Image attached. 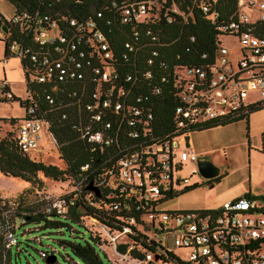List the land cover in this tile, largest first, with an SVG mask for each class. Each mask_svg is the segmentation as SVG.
Masks as SVG:
<instances>
[{
  "label": "built area",
  "instance_id": "built-area-1",
  "mask_svg": "<svg viewBox=\"0 0 264 264\" xmlns=\"http://www.w3.org/2000/svg\"><path fill=\"white\" fill-rule=\"evenodd\" d=\"M214 1L198 0L183 10L167 4V0H111V12L97 9L94 3L93 13L85 17L39 7H14L10 16L0 13L3 60L9 56L26 59L23 66L26 96L30 95L27 79L46 87L42 94L48 108H39L38 102L28 104L15 123V140L22 151L37 152L42 127L53 138L49 131L52 113L67 120L90 143L91 149L96 150L112 141L107 133L112 122L103 120L110 114H118L121 120L127 119L142 130H151L158 97L163 91L160 82H165L175 102L171 126L179 133L150 144L139 143L138 148L126 151L105 171L107 179L103 175L97 181L98 185L109 188L106 196L114 198L95 205L106 211L128 212L126 218L119 217L129 224H136V214H139L140 228L149 234L147 240L152 238L157 243L152 250L140 248L143 255L130 253L133 244L125 251L120 250L117 236L131 232L124 226L122 231L110 235L107 247L114 253L110 264H264V213L256 198L245 194L228 198L215 209L161 207L169 194L191 181L189 177L175 178L174 175L182 167L181 160H175L181 143L184 144L182 158L198 159L187 142L186 132L209 122L241 116L248 112L249 106L264 102V33L259 31L264 23V0H236L227 22L218 28L226 37H236L237 42L218 43L213 55L202 51L201 63L167 61L162 56L167 43L159 41L153 29L158 20L170 23L171 12L188 20L196 8L211 20L215 19L218 11L213 8ZM56 2L50 0L48 5L54 6ZM116 13L120 15L117 18ZM116 20L129 22L133 36L143 35L149 41H123L115 55L111 37L123 36L114 32ZM137 23H143L144 34L138 31ZM194 39L191 35L190 40ZM145 46L147 54L143 60L139 54ZM75 78L81 81L80 94L85 92L86 100L74 98L78 94L75 86L71 92L66 90ZM7 86L6 80H0V98L10 96ZM64 92L67 100L62 98ZM80 101L81 106L68 107ZM130 134L135 136L138 131ZM87 168L88 163L81 165L82 170ZM84 179L76 181L75 187L80 188ZM181 183L183 186H177ZM68 203L73 200L63 197L42 202L39 208L64 212ZM25 211L19 209L15 199L0 195V264H13L12 250L19 243L17 229L26 219ZM101 248L106 250L103 245ZM176 249L185 250V254ZM40 254L47 255L45 251Z\"/></svg>",
  "mask_w": 264,
  "mask_h": 264
},
{
  "label": "trees",
  "instance_id": "trees-1",
  "mask_svg": "<svg viewBox=\"0 0 264 264\" xmlns=\"http://www.w3.org/2000/svg\"><path fill=\"white\" fill-rule=\"evenodd\" d=\"M12 7L18 8H42V9H55L60 13L70 12L72 15L77 17L90 16L93 13V4H96L97 9H102L104 12H111L109 7H112L111 0H58L53 6L48 5L50 0H9ZM198 0H167V4H175L178 8L183 10H188L187 7H192ZM107 6V7H106ZM236 6V0H216L213 2V8L218 11V17L215 19H210L207 14L201 11L199 8L193 10V17H189L188 20H183V17L177 12H171L172 21L170 23L165 20L159 19L157 24L153 27L158 34L159 41L166 42L162 49V56L164 59L174 61H184L186 64H198L201 63L202 59L200 53L202 51H208L210 55H213V50L216 45L221 42H225L226 33L219 30V26L226 23L229 16L233 12ZM1 13V12H0ZM55 13L54 11L52 12ZM119 13H116V18L119 17ZM162 17V15H160ZM138 31L140 34H144L143 23L138 24ZM124 31L126 34H123ZM259 31L264 33V23L259 27ZM114 32L122 34L123 36H112L113 49L115 55H118L121 44L126 40H136L138 43H143L149 41V38H144L143 35L133 36L129 31V22L120 23L119 20L115 21ZM194 35L195 39L190 40V36ZM138 37V38H137ZM2 40V38H0ZM7 41V40H6ZM158 40H152L151 42H157ZM162 47V46H161ZM147 47L143 48V52L139 54L140 59H145ZM6 52V51H5ZM6 54V53H5ZM161 57V56H160ZM26 59H21L22 66H25ZM165 82H160L163 87L162 94L158 97V107L153 123L151 124V130H142L137 124H130L127 119L121 120L120 115L110 114L105 116L103 120H110L112 122V128L107 130V133L111 135L112 141L108 145L98 146L96 150H92L90 143L83 137L80 136L79 132L72 129L69 123L65 119L57 118V115H52L50 132L54 138V143L57 145L60 152V157L65 162V167H59L56 164L46 163L43 160L37 159L34 152H24L22 151L16 143L15 140V123L18 119L17 117H0V120L8 121L11 126L3 136L0 137V172L4 175H12L28 181L31 183L41 182L38 173L41 172L45 177H50L54 180H66L67 178H72L74 188L63 195V197L68 201L73 200V203H68L67 209L64 212H56L53 209L51 212L42 211L39 207L41 206V201L28 200V193L22 191L20 195L12 198L18 202L19 209H25L24 217L26 218L24 222L20 224L29 222H43V227H53L57 231H61L64 228L70 231H77L73 227V223L84 227L89 231L88 238H81L73 241L59 240V243H68L71 247L73 254H75L83 264H104L100 256L99 251L96 246L101 248V245L105 243V239L110 240V235H115L116 231H122L124 226H128L131 232L122 233L126 237H130L134 241V247L130 249V253L134 255H143V250H152L155 248L156 241L151 238L147 240L149 234L145 233L139 225V214H136V224H129L126 219L120 218L119 215L126 218L129 213L120 210H104L95 205L96 202L103 200H110L114 197H107L109 193V188L107 186L98 185L99 179L106 175V170L113 165L117 159L126 153L128 150H133L138 148V144H150L155 140L161 138L172 137L178 134L172 130L171 124V109L175 103L173 99L169 96L168 88L164 85ZM78 89V94L74 98L82 100L87 99V94L84 92L81 96V81L77 78L71 79L70 84L67 85L66 90L72 91L73 87ZM26 88L30 95L22 98L19 95H15L11 92L9 86L7 89L11 92L10 96L1 97L2 101H19V104L23 109L33 102L39 103V108H48L45 106L46 103L43 100L42 91L46 88L43 84L37 82L26 81ZM136 91V88H133ZM167 93V95H165ZM32 99H30V97ZM66 92L63 93L62 98H65ZM73 98V97H72ZM73 98V99H74ZM75 100V99H74ZM69 101V99H68ZM42 102V103H41ZM66 102V101H65ZM61 102L63 107H66V103ZM264 102L260 104H255L249 106L248 112L241 116L235 118H225L221 122H209L202 126H196L190 128L185 137L195 130H202L217 125H225L227 123L237 121L239 119L245 118L247 120V128L249 129V115L252 111L259 110L263 108ZM77 104V105H76ZM81 106L83 102H77L74 105L68 106L69 108H74ZM24 113V111H23ZM132 131H138V134L133 136L130 134ZM182 133V132H181ZM261 138L264 145V131L261 132ZM264 150V149H263ZM88 163L87 169H81V165ZM81 177L85 178L81 182V187L76 188V181L80 180ZM221 174L215 177L216 181H219ZM92 180V181H91ZM98 181V182H97ZM209 185L213 186L211 179L208 180ZM91 184L98 188L99 194H96L95 190L88 188ZM199 185L197 181L186 184L181 189L177 190L173 194L167 196V200L178 196L184 192L196 188ZM245 195L252 196L248 193ZM260 202L261 211L264 213V194H257L252 196ZM40 201V202H39ZM133 213V212H131ZM84 215H90L96 218L100 223L101 227L96 228L97 232L92 233L86 226L81 223L82 217ZM105 226V227H104ZM110 232H108L109 230ZM103 235V238L100 237ZM80 237V236H76ZM41 242V238H37ZM253 242L252 244H255ZM19 243L15 245L17 253ZM129 246L128 243L118 244L120 250H127ZM142 248L143 250H141ZM146 248V249H144ZM102 249V248H101ZM103 250V249H102ZM40 251H45L46 256L43 258H50V264H59L57 261V251L54 246L48 249H40ZM104 251V250H103ZM172 255V252H168ZM105 254V253H104ZM41 255V254H40ZM106 256V255H105ZM110 260L108 259V263Z\"/></svg>",
  "mask_w": 264,
  "mask_h": 264
},
{
  "label": "rangeland",
  "instance_id": "rangeland-1",
  "mask_svg": "<svg viewBox=\"0 0 264 264\" xmlns=\"http://www.w3.org/2000/svg\"><path fill=\"white\" fill-rule=\"evenodd\" d=\"M0 10L6 16H10L13 7L9 0H0ZM237 38L234 36H225V43H235ZM4 42L0 40V80H6L15 95L26 96L25 93V74L19 56H9L4 62ZM254 95V93H253ZM23 107L19 101L0 100V117H17L23 114ZM8 115V116H7ZM6 120H0V137L3 136L11 126ZM264 131V107L252 111L249 115V129L247 120L239 119L226 125H220L213 128L191 131L188 134V140L197 158L210 159L217 161L216 165L221 168L220 180L206 178L200 174L197 168L196 160H191L185 156L182 158L184 144L177 148L175 160H181L182 167L174 172L175 178L189 177L190 180H197L198 188L193 191L184 192L174 196L161 204L163 208H205L216 206L223 200L232 197L237 193L243 192L250 186L252 192L257 193L264 189V150L261 138V132ZM250 146V148H249ZM35 153L37 159L46 163L56 164L59 167H65L64 160L60 157V152L53 138L45 127L40 129L38 139V149ZM214 162V163H215ZM41 182L31 183L23 179L4 175L0 172V195L15 198L22 191L28 193V200H37L49 202L63 198V195L74 188L72 178L66 180H54L45 177L41 172L38 173ZM211 179L214 188L207 190ZM183 186V183L177 185ZM39 201V202H40ZM81 223L89 230L97 232L101 223L90 215H84ZM77 231H70L67 228L57 231L53 227H43V222H29L22 224L18 229L19 246L18 253L16 247H13V264H50L46 258H43L38 250L48 249L52 246L57 251V261L59 264H83L82 261L73 254L68 243L61 244L59 240L73 241L81 238H88L89 231L76 223L72 224ZM101 225V226H100ZM80 237H76V236ZM103 238V235L101 236ZM41 238V242L37 240ZM102 250L96 246L104 264L108 259L114 257L109 245L110 240L105 239ZM117 244L128 243L130 246L134 241L130 237L122 234L118 235ZM180 254H185V250L176 249ZM105 253V254H104ZM106 255V256H105Z\"/></svg>",
  "mask_w": 264,
  "mask_h": 264
},
{
  "label": "water",
  "instance_id": "water-1",
  "mask_svg": "<svg viewBox=\"0 0 264 264\" xmlns=\"http://www.w3.org/2000/svg\"><path fill=\"white\" fill-rule=\"evenodd\" d=\"M3 29L6 30V25L3 26ZM196 164L200 174L206 178H212L219 174V167L210 159L198 158ZM88 188L95 190L96 194H99L98 188L93 185L89 184ZM47 261H50V258H47Z\"/></svg>",
  "mask_w": 264,
  "mask_h": 264
},
{
  "label": "crops",
  "instance_id": "crops-1",
  "mask_svg": "<svg viewBox=\"0 0 264 264\" xmlns=\"http://www.w3.org/2000/svg\"><path fill=\"white\" fill-rule=\"evenodd\" d=\"M0 12L1 13H3L1 10H0ZM4 14V13H3ZM7 60V59H6ZM6 60H3L4 62L6 61ZM7 84H8V86L10 87V85H9V83L7 82ZM10 89H11V87H10ZM11 92H13L12 90H11ZM19 96H21V95H19ZM8 116V115H7ZM234 122V121H233ZM230 123H232V122H230ZM227 124H229V123H227ZM226 125V124H225ZM217 126H220V125H217ZM217 126H214V127H217ZM210 128H213V127H210ZM207 129V128H206ZM203 130V129H202ZM187 142L189 143V140H188V135H187ZM190 144V143H189ZM192 146V145H191ZM249 148H250V146H249ZM215 162V161H214ZM218 164V162L216 161L215 162V164ZM222 172V170H221V168H219V175H220V173ZM194 181H197V180H191L190 181V183H192V182H194ZM189 184V183H188ZM215 186L213 185V186H210V185H208V188H207V190H211L212 188H214ZM198 187H196V188H194V189H191V190H189V191H193V190H195V189H197ZM251 188H253V187H249L248 189H245L243 192H241V193H237V194H235V195H231L232 197H229V198H234V197H237V196H240V195H243V194H246V193H248L249 192V194L250 195H252V196H255V195H257V194H264V189H260V191L259 192H257V193H253L252 192V189ZM188 192V191H187ZM226 200V199H225ZM224 201V200H223ZM222 201V202H223ZM221 202V203H222ZM221 203L220 204H218V205H216V206H211V207H205V208H194V209H215V208H218L220 205H221ZM171 209H183V208H171Z\"/></svg>",
  "mask_w": 264,
  "mask_h": 264
}]
</instances>
